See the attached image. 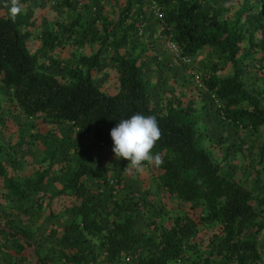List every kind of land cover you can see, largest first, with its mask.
<instances>
[{
  "label": "trees",
  "instance_id": "obj_1",
  "mask_svg": "<svg viewBox=\"0 0 264 264\" xmlns=\"http://www.w3.org/2000/svg\"><path fill=\"white\" fill-rule=\"evenodd\" d=\"M93 1L103 6L107 2ZM144 1L127 0L117 17L96 15L95 22H103L101 28L88 30L81 26L79 10L64 0L61 5L76 9V18L61 26L64 35L43 32L40 49L34 52L30 46V28L36 23L32 13L14 18L10 12L0 14V80L10 93L0 102L1 127L17 112L53 126L69 124L79 140L108 147L116 157L111 130L120 119L139 112L157 118L161 136L152 152L163 160L159 167L152 166V185L142 191L153 197L151 202H126L113 198L107 167L84 160L78 161L66 183L46 187L57 172V142L43 158L47 163L37 171L35 183L30 178L21 181L3 163L5 148L0 137V178L5 188L0 206L13 213L5 221L0 209V257L7 251L5 264H52L42 257L37 242L45 236L57 244L53 259L65 264H181L200 249L199 235L206 229H214L209 242L215 245L209 250L207 244L204 264L212 258L217 264H264V194L223 173L228 152L219 155L212 144L207 146L210 135L200 125L196 100L185 101L184 94L173 92L160 103L155 101L146 75V55L156 47L138 54L121 50L143 22ZM153 1L164 10L158 17L162 37L176 43L181 57L195 58L206 47L221 51L230 73L199 76L218 103L220 121L245 132L263 127L264 89H249L245 76L253 68L264 69V56H257L264 53V0H235L226 11L201 8L198 0ZM77 32L83 34L82 47L88 42L93 52L81 55L79 64L68 69L67 78L48 72L39 54L50 47H64ZM105 58L116 73L113 93L103 91L95 81ZM152 61L155 67L163 66L158 49ZM260 163L257 181L261 182L264 165ZM92 183L97 184L94 191ZM102 189L112 191L109 202H101ZM157 197L161 203H155ZM149 205H155L152 215ZM88 243L93 246L89 248Z\"/></svg>",
  "mask_w": 264,
  "mask_h": 264
},
{
  "label": "rangeland",
  "instance_id": "obj_2",
  "mask_svg": "<svg viewBox=\"0 0 264 264\" xmlns=\"http://www.w3.org/2000/svg\"><path fill=\"white\" fill-rule=\"evenodd\" d=\"M64 0H18L22 15L32 13V19L35 25L30 28V46L34 51L40 49L42 44V35L46 30H54L59 36L64 35L61 30L62 25H67L76 18V9H69L65 5H61ZM73 7L77 8L82 15L81 26L88 30L99 29L103 22H95L96 15H108L117 17L124 10L127 0H107L104 6L101 3H94L93 0H70ZM259 0H252L257 3ZM58 2V3H57ZM235 0H198V5L204 9L213 7L226 11ZM103 6V7H102ZM10 7V0H0V14L7 15ZM143 8L144 19L138 24V30L134 34H130L128 39L122 43L121 50L128 53H143L147 47H156L148 50L146 59L149 62L146 75L150 79L151 91H154V99L157 103L160 100L176 94H184V99L196 100V110L200 113V125L207 130L210 135V142L216 148V152L221 155L228 152V160L222 166L224 174L239 180V182L250 189H253L260 196L264 194L261 189V183L264 185V173L262 181H257L258 170H262L264 165V154L262 155V147L264 145V126L255 131H242L233 124H226L220 121L218 114V103L213 99L212 95L207 91L205 85L199 76L205 73L213 74L216 77L230 73L231 69L225 66L223 55L217 48L206 47L199 52L195 58L190 61H184L183 57L173 54L169 49V39L162 37L161 25L158 17L163 14L156 2L153 0H145ZM93 11V12H92ZM138 9H134V16H137ZM135 18V17H134ZM133 18V19H134ZM132 19V20H133ZM82 33L73 34L72 39L68 41L64 47L47 49L45 52H39L41 62H44L46 70L57 77H68V69L76 67L79 64V58L84 54H91L93 51L88 44L84 42V47L79 43ZM119 36V34H118ZM87 41V38H83ZM157 49L163 56V66L155 67L153 65V56ZM264 56L263 54H259ZM224 68V69H223ZM95 81L99 84L103 91L113 93L116 91L117 78L114 68L109 64L107 58L103 60V65L96 74ZM247 87L253 90L256 86L264 89V69L253 68L252 71L245 76ZM172 92V93H171ZM10 97V93L0 80V102H4ZM1 127V126H0ZM1 141L4 144L3 163L9 174H13L21 181L30 178L34 184L38 178L37 171L44 168L43 158L48 157L53 151V143L60 145V150L56 156V169L51 178L46 183L56 182L57 186L66 183L72 176L75 166L79 160H84L93 165H105L107 174L113 185L115 192L113 198H118L126 202L133 199L139 201L151 202L148 194L142 193L148 190L152 185L151 179L154 175L152 172L153 165L145 163L143 172H137L129 163L115 157L108 147L99 145L95 142H82L74 133L72 126L69 124L53 126L45 123L42 118L27 119L21 113L17 112L11 120L0 128ZM53 134H52V133ZM216 145V146H215ZM16 148L17 151L12 149ZM222 148L223 152H220ZM8 152V153H7ZM63 168V169H62ZM259 182V184H258ZM96 183H92V190H96ZM264 187V186H263ZM5 190L4 183L0 178V195ZM105 191V197L102 203L110 201L111 190ZM93 199L97 198L93 195ZM133 200V201H134ZM4 201L0 198V202ZM156 204L161 203V197L154 200ZM103 205V204H102ZM155 205H149V214L152 215ZM1 210H4L0 206ZM6 215L5 221L10 220L13 216L10 208L2 211ZM108 218L106 219V221ZM140 223H144L143 218L139 219ZM5 223V222H4ZM214 229H206L199 235L200 249L190 253V258L181 264H204L205 249L208 244L211 250L212 242L210 238L214 235ZM43 235L42 231L39 236ZM46 235V234H45ZM41 249L42 257L51 260L52 264H65L63 261L54 258V250L57 246L55 239L44 237L37 240ZM89 248L93 243H88ZM213 244L212 247H214ZM34 248L35 245H34ZM7 252V251H6ZM5 250L2 251L3 256L0 257V264H5L3 257L8 258ZM214 250L213 255H215ZM7 260V259H6ZM217 260L212 258L210 264H217ZM180 264V263H175Z\"/></svg>",
  "mask_w": 264,
  "mask_h": 264
},
{
  "label": "clouds",
  "instance_id": "obj_3",
  "mask_svg": "<svg viewBox=\"0 0 264 264\" xmlns=\"http://www.w3.org/2000/svg\"><path fill=\"white\" fill-rule=\"evenodd\" d=\"M10 15L14 18L21 11L18 0H10ZM113 151L118 158H126L137 172H143L145 162L159 167L163 164L160 154L152 149L161 136L157 118L153 115L134 113L119 120L111 130Z\"/></svg>",
  "mask_w": 264,
  "mask_h": 264
},
{
  "label": "built area",
  "instance_id": "obj_4",
  "mask_svg": "<svg viewBox=\"0 0 264 264\" xmlns=\"http://www.w3.org/2000/svg\"><path fill=\"white\" fill-rule=\"evenodd\" d=\"M168 46H169V49L173 52V54L180 56L181 52H180L179 47L171 39H169ZM183 59L184 61H190V58H187V57H183Z\"/></svg>",
  "mask_w": 264,
  "mask_h": 264
},
{
  "label": "water",
  "instance_id": "obj_5",
  "mask_svg": "<svg viewBox=\"0 0 264 264\" xmlns=\"http://www.w3.org/2000/svg\"><path fill=\"white\" fill-rule=\"evenodd\" d=\"M33 248H34V246H33Z\"/></svg>",
  "mask_w": 264,
  "mask_h": 264
}]
</instances>
